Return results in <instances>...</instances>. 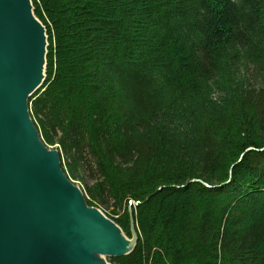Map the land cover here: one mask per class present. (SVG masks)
Masks as SVG:
<instances>
[{
  "label": "trees",
  "instance_id": "1",
  "mask_svg": "<svg viewBox=\"0 0 264 264\" xmlns=\"http://www.w3.org/2000/svg\"><path fill=\"white\" fill-rule=\"evenodd\" d=\"M33 3L40 136L129 237L132 206L138 243L108 260L264 264V0Z\"/></svg>",
  "mask_w": 264,
  "mask_h": 264
},
{
  "label": "water",
  "instance_id": "2",
  "mask_svg": "<svg viewBox=\"0 0 264 264\" xmlns=\"http://www.w3.org/2000/svg\"><path fill=\"white\" fill-rule=\"evenodd\" d=\"M29 3L45 33L40 81L41 33L28 16ZM48 45L33 0H0V264H97L91 253L128 255L138 241L132 209V238L104 212L128 241L96 242L101 209L88 203L30 115L29 99L46 80Z\"/></svg>",
  "mask_w": 264,
  "mask_h": 264
},
{
  "label": "bare ground",
  "instance_id": "3",
  "mask_svg": "<svg viewBox=\"0 0 264 264\" xmlns=\"http://www.w3.org/2000/svg\"><path fill=\"white\" fill-rule=\"evenodd\" d=\"M27 10H28L29 18H31L36 23V25H38V27L40 29L41 37L43 39V41H42L41 37H40V34H39V45H40V48L42 49V52L40 54L39 60L37 61L36 73H37V76H38V80L40 81L42 79V77H43V74H44V64H45L44 63V58L45 57H44V51L43 50H44V47H45V33L43 31V27L40 25L39 20L36 18V16H34V13L32 11V7H31L30 3L27 6ZM131 209H132V206L130 205L129 206V212H130ZM100 213L102 214V216L105 215V213H104V211L102 209L100 210ZM102 216H100L101 217L100 221H95L94 222V229L98 232L97 233V239H95L96 242L99 243V242L103 241V242L116 244V243H119V242H122V241H128L126 236L123 234L122 230L119 229L115 223H113L109 218H107L105 216H104L105 219L102 218ZM130 217H131V213H130ZM131 223H132V220H131ZM134 224H135V222H134ZM135 230H136V224H135ZM136 232H137V230H136ZM137 236H138V233H137ZM130 238H132V232H131ZM138 239H139V237H138ZM137 243H138V241H137ZM91 261H93V262H95L97 264H112L108 260V257L105 254L91 253Z\"/></svg>",
  "mask_w": 264,
  "mask_h": 264
},
{
  "label": "rangeland",
  "instance_id": "4",
  "mask_svg": "<svg viewBox=\"0 0 264 264\" xmlns=\"http://www.w3.org/2000/svg\"><path fill=\"white\" fill-rule=\"evenodd\" d=\"M50 147H52V146H50ZM52 148H53V147H52ZM75 183H76L77 185H80V184L78 183V181H76Z\"/></svg>",
  "mask_w": 264,
  "mask_h": 264
}]
</instances>
